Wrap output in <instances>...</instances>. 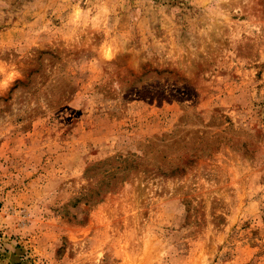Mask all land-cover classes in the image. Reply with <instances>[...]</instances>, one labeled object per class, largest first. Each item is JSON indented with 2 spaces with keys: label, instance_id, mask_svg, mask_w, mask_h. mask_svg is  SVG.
Returning a JSON list of instances; mask_svg holds the SVG:
<instances>
[{
  "label": "rangeland",
  "instance_id": "1",
  "mask_svg": "<svg viewBox=\"0 0 264 264\" xmlns=\"http://www.w3.org/2000/svg\"><path fill=\"white\" fill-rule=\"evenodd\" d=\"M0 264H264V0H0Z\"/></svg>",
  "mask_w": 264,
  "mask_h": 264
}]
</instances>
